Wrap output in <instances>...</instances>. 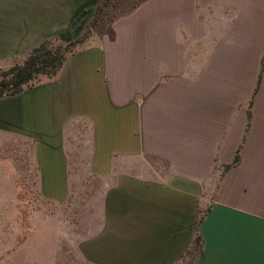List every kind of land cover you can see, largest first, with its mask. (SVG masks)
<instances>
[{
    "label": "crops",
    "instance_id": "crops-1",
    "mask_svg": "<svg viewBox=\"0 0 264 264\" xmlns=\"http://www.w3.org/2000/svg\"><path fill=\"white\" fill-rule=\"evenodd\" d=\"M102 1L0 0V65L72 50L0 128L34 139L46 194L89 184L93 264H183L197 229L192 264H264V0H141L109 35Z\"/></svg>",
    "mask_w": 264,
    "mask_h": 264
},
{
    "label": "rangeland",
    "instance_id": "rangeland-1",
    "mask_svg": "<svg viewBox=\"0 0 264 264\" xmlns=\"http://www.w3.org/2000/svg\"><path fill=\"white\" fill-rule=\"evenodd\" d=\"M104 2V0H103ZM139 0H110L102 7L101 29L110 34L111 17L135 7ZM16 61V60H15ZM14 61L0 65V75ZM40 74L34 84L47 80ZM75 179L71 193L49 195L42 189L33 138L0 128V264H93L78 250L92 233L87 227L95 213L92 189ZM205 210L198 211L197 228ZM197 229L183 264H192L202 249Z\"/></svg>",
    "mask_w": 264,
    "mask_h": 264
},
{
    "label": "trees",
    "instance_id": "trees-1",
    "mask_svg": "<svg viewBox=\"0 0 264 264\" xmlns=\"http://www.w3.org/2000/svg\"><path fill=\"white\" fill-rule=\"evenodd\" d=\"M109 1H102V6L99 7L97 13ZM68 51L72 52L70 45L62 47L48 39L39 43L25 59L14 61L9 70L0 75V98L30 89L35 85L33 81L40 74L48 77L54 76L61 68ZM199 238L201 239V236Z\"/></svg>",
    "mask_w": 264,
    "mask_h": 264
}]
</instances>
